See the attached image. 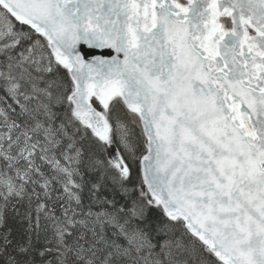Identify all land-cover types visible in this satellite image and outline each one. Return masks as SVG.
Here are the masks:
<instances>
[{"label": "snow or ice", "instance_id": "6c2138e0", "mask_svg": "<svg viewBox=\"0 0 264 264\" xmlns=\"http://www.w3.org/2000/svg\"><path fill=\"white\" fill-rule=\"evenodd\" d=\"M0 264H264V0H0Z\"/></svg>", "mask_w": 264, "mask_h": 264}]
</instances>
